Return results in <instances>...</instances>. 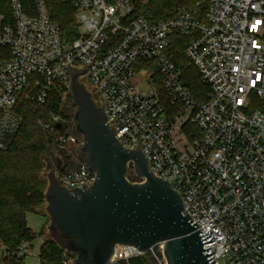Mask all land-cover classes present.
<instances>
[{
	"label": "built area",
	"instance_id": "1",
	"mask_svg": "<svg viewBox=\"0 0 264 264\" xmlns=\"http://www.w3.org/2000/svg\"><path fill=\"white\" fill-rule=\"evenodd\" d=\"M60 1L76 11L79 38L72 42L52 21L47 0H35L34 15L21 0H0V151L21 127L16 106L24 93L43 105L56 89L63 109L71 71L85 70L80 80L121 144L141 149L152 173L179 193L197 230L215 235L204 249L216 247L218 264H264V0H208L202 17L180 10L157 22L136 16L134 0ZM176 43L208 88L204 100L184 78ZM141 69L149 77L145 90L133 82ZM58 124L65 130L57 135L60 149L82 144L70 135L73 116L52 114L44 128L53 133ZM57 178L73 192L91 188L97 176L82 168ZM27 253L24 243L14 256L21 262ZM145 256L167 264L163 243L159 253L118 245L108 264ZM62 264H74L73 257Z\"/></svg>",
	"mask_w": 264,
	"mask_h": 264
},
{
	"label": "water",
	"instance_id": "2",
	"mask_svg": "<svg viewBox=\"0 0 264 264\" xmlns=\"http://www.w3.org/2000/svg\"><path fill=\"white\" fill-rule=\"evenodd\" d=\"M85 70L71 71V91L76 107L75 135L83 145L78 158L65 163L64 170L77 173L82 168L97 179L91 188L73 192L61 185L56 170L48 175L46 193L48 227L74 264H108L118 245L141 252L164 244L167 264H218L212 231L203 234L184 214L181 196L169 181L156 177L141 149H126L108 123L105 108L81 82ZM62 125L56 126L61 130ZM133 167L135 183L129 179Z\"/></svg>",
	"mask_w": 264,
	"mask_h": 264
},
{
	"label": "trees",
	"instance_id": "3",
	"mask_svg": "<svg viewBox=\"0 0 264 264\" xmlns=\"http://www.w3.org/2000/svg\"><path fill=\"white\" fill-rule=\"evenodd\" d=\"M21 1L28 13L34 15L35 0ZM47 4L50 17L60 27L63 38L68 42L78 39L76 11L60 0H47ZM134 5L136 16L157 22L175 16L180 10H194L202 17L206 13L208 0H134ZM175 38L178 42L184 41L183 37ZM174 51L191 91L198 99L204 100L208 88L200 81L197 70L188 67L182 45L176 43ZM30 90L36 92L35 88ZM49 92L43 105L29 99L26 93L21 96L16 106L21 127L7 138L6 149L0 151V243L6 264H23L24 260L18 262L14 256L18 248L45 236V232L37 235L28 228L27 215L40 214L39 207L46 203L48 184L42 179L45 159L52 156L51 148L55 143L53 134L61 135L65 130H54L52 133L44 126L51 122L52 114L69 120L62 109L60 92L56 89ZM68 255L60 246V239L53 236L45 239L40 252L42 264H62ZM132 264L152 262L149 256H145L132 261Z\"/></svg>",
	"mask_w": 264,
	"mask_h": 264
},
{
	"label": "rangeland",
	"instance_id": "4",
	"mask_svg": "<svg viewBox=\"0 0 264 264\" xmlns=\"http://www.w3.org/2000/svg\"><path fill=\"white\" fill-rule=\"evenodd\" d=\"M81 32H83V29H81ZM154 68L151 70V72L154 73ZM149 77L146 76V73L143 71V69L139 70L137 73V76L134 79V85L136 88L140 90H145L147 88ZM94 98L96 96L93 94ZM75 109V110H74ZM63 110L64 112L69 116L74 117V113L76 111V107L73 104L72 95L70 97H65L63 102ZM55 136V143L51 148L52 157H47L45 159V168L42 172V179L47 182L49 186L48 181V175L52 172V169L56 170V174L60 171L64 170V165L69 157L78 158L77 156V150L83 145V140L81 138L82 144H69L66 148V150H62L59 148L57 144V136ZM129 179L132 182L139 183V179L135 177L133 173V169L131 168L129 171ZM48 204L45 203L44 205L39 207L40 214L35 213H29L27 215V226L30 228L35 234L40 235L41 233L45 232L44 237L38 238L35 242L32 243H26V246L28 248L27 256L25 257L23 264H42L41 258H40V252L41 249L45 243V239L47 237H52V235L49 232V225L51 223V219L47 213ZM221 264H226V262H221Z\"/></svg>",
	"mask_w": 264,
	"mask_h": 264
},
{
	"label": "crops",
	"instance_id": "5",
	"mask_svg": "<svg viewBox=\"0 0 264 264\" xmlns=\"http://www.w3.org/2000/svg\"><path fill=\"white\" fill-rule=\"evenodd\" d=\"M52 157V156H51ZM66 163H67V161H66ZM64 167H65V165H64Z\"/></svg>",
	"mask_w": 264,
	"mask_h": 264
}]
</instances>
